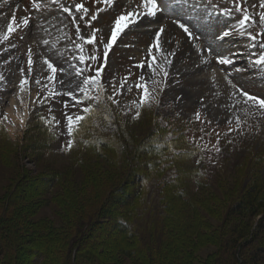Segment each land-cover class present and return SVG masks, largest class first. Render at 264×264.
I'll use <instances>...</instances> for the list:
<instances>
[{"label": "rangeland", "instance_id": "rangeland-1", "mask_svg": "<svg viewBox=\"0 0 264 264\" xmlns=\"http://www.w3.org/2000/svg\"><path fill=\"white\" fill-rule=\"evenodd\" d=\"M238 6L257 23L241 27ZM158 7L153 17L144 0H0V221L12 228L10 237L0 222V264H41L36 251L45 264H69L75 248L78 264H219L238 224L251 236L244 257L264 248V233L253 239L263 215L225 220L264 174V115L243 95L264 99V66L254 63L264 54V8L260 0ZM128 12L139 18L113 42L114 22ZM137 84L150 92L139 109ZM77 115L86 119L70 136L67 116ZM80 221L91 222L87 234L69 248ZM13 234L19 252L9 260ZM133 249L136 259L122 258Z\"/></svg>", "mask_w": 264, "mask_h": 264}, {"label": "trees", "instance_id": "trees-1", "mask_svg": "<svg viewBox=\"0 0 264 264\" xmlns=\"http://www.w3.org/2000/svg\"><path fill=\"white\" fill-rule=\"evenodd\" d=\"M171 142H168V144H170ZM163 144V143H162ZM163 147V146H162ZM156 150L160 149L161 147L156 146L154 147ZM183 151V150H182ZM162 151L160 152V156H162ZM184 153H186L184 151ZM184 168H187L188 170L193 171L194 167L192 166V164H189V162L192 160V156H187L185 155L184 157ZM159 161V160H157ZM186 170V169H185ZM183 172V171H182ZM15 192V191H14ZM12 192V194L14 193ZM178 192V190H177ZM180 197L184 196V193L182 191V193L180 192L179 195ZM10 205L9 200L5 201L2 212H5V214L7 213V209ZM230 213H228L227 217L225 218V220H227V222L229 220H231L234 218L240 219L241 221H246L247 219H255L257 217H259V215H263L262 219H261V223H260V227L259 229L255 232L256 233V237L253 239H258V235L261 236L264 233V174H262V176H258L257 179L255 180L254 184L251 185V187H249L248 191L245 192L244 195H242V197L239 199L237 205L232 208L230 211ZM0 222H3V230L6 231L8 233V236L11 237V223L9 222V220H1ZM90 222V221H89ZM86 222V221H80L79 222V229L77 234L71 238V240L68 243L69 248L71 246H74L76 244H78L79 242H81L83 240V238L85 237V235L87 234V231L89 229L90 223ZM124 225V229L122 231V233L124 235H130L131 237H135L136 234H132L133 233V224L130 223H126L123 222ZM14 230V229H13ZM248 226L244 225V224H238L237 226L234 227V232L231 236V238L227 241V243L224 245V250L227 253V256L225 258H221V260L219 261V264H261V262H264V248L257 250L255 254H253V256L247 258L244 257V254H242V250L244 248V246L247 244V239L249 237H251L248 233ZM3 231V232H4ZM14 232V231H13ZM235 234V235H234ZM16 236V237H15ZM13 234V238H14V242L12 243L11 241H9L7 239V243L8 246L10 247L11 251H4L5 255L8 257V259L10 260V258L12 259L16 252H19V249L17 250V244L16 241L18 242L17 239V234ZM20 239H23V235L19 236ZM6 239V238H5ZM7 246V248H9ZM21 247V246H20ZM73 254L68 253L69 256V264H78V248H75ZM76 251V252H75ZM123 252V253H122ZM121 252V255L123 259L129 258H135V255L137 254L136 250H123ZM36 254L41 258V264H45L47 257L46 255L42 256V253L36 251ZM75 254V255H74ZM242 254V255H241ZM263 255V256H262ZM242 256V257H240ZM138 257V256H137ZM121 258V259H122ZM121 260H119L120 263ZM262 262V264H264Z\"/></svg>", "mask_w": 264, "mask_h": 264}, {"label": "snow or ice", "instance_id": "snow-or-ice-1", "mask_svg": "<svg viewBox=\"0 0 264 264\" xmlns=\"http://www.w3.org/2000/svg\"><path fill=\"white\" fill-rule=\"evenodd\" d=\"M103 2L107 5H111L113 0H103ZM144 6L146 9H148V11L146 12L147 15L149 16H156V14L160 11L159 7H158V4L156 3V0H144ZM34 7L36 8H39V4H36L34 2ZM77 10H80L81 8H83L82 5H77ZM260 7L261 8H264V0H260ZM104 9H100V11H103ZM65 11H69V9L65 8ZM84 11L86 12L87 9H84ZM236 11H241L242 12V19L239 21L241 27L243 28H247L249 26V23H257V21L255 19H253V17L251 16V14L246 10V9H243L241 7H237L236 8ZM228 14L231 15V10L228 11ZM134 18H139V14L138 13H135V12H128L127 14L125 15H121L119 16L115 22H114V25H113V28H112V41L115 42V39L118 37V35L120 33H122L125 29H127L129 27L130 24L134 23ZM92 19L95 20L96 19V16L93 15L92 16ZM16 23L15 21V18H13V21H12V24L14 25ZM258 23L261 25V26H264V11H261L259 13V18H258ZM24 24L27 25L28 24V20H25L24 21ZM180 27L184 29L185 32H188V29L187 27H185V25L183 24H180ZM14 27H12L11 25L9 26V34L14 31ZM160 32L162 33L163 32V29L161 28L160 29ZM243 34V33H241ZM230 35L229 32H225L224 33V36H228ZM259 35L261 36H264V29H262V31L259 33ZM7 38V37H5ZM223 38V37H222ZM250 39L252 41H256L257 37L255 35H250ZM89 43L90 44H94L95 43V32H93L92 34V38L89 39ZM159 45L157 44L156 47H158ZM254 47L256 46L255 44L253 45ZM259 47L261 48H264V43H260ZM111 48V44H105V63H106V58H107V53L108 51L110 50ZM80 60L83 62L85 60V57L81 56L80 57ZM153 60H155V57H153ZM31 62V61H30ZM220 63H232L231 60L229 59H226V58H222L220 60ZM254 63L256 65H262L264 66V54H261L258 59H256L254 61ZM144 65L141 64L140 67H143ZM48 67L52 69V71L55 73L56 72V68L52 65V64H48ZM103 71V69L101 68H98L96 69V72H97V77L99 76V74ZM165 75H167V73L165 72ZM97 77H89L85 83L86 84H97L98 83V80H97ZM0 79H2V77H0ZM53 79H55V77L53 76ZM141 80H143V77H141ZM28 83L27 80H24L22 81L21 83V90H24V87L25 85ZM102 87V85H101ZM123 87V86H121ZM136 87L138 89H143V94L142 96L140 97V100H139V103H137L136 107L139 109L142 105H148L149 104V101H150V92L147 88L146 85H143V84H137ZM115 90V89H114ZM243 95L245 97H247L249 100H252V101H255L257 107L261 110V114L264 115V99H259L258 97H255V96H249L248 93H243ZM96 99L98 100L99 97H96ZM113 102H117L118 101H115L114 98H113ZM67 106V105H65ZM91 109L90 108H85L84 109V112H90ZM140 116V112L137 111L136 112V115H135V118L138 119ZM7 117H5L6 119ZM43 119V118H42ZM54 119V118H53ZM86 119V117L84 116H80V115H77L75 117L73 116H67V132L68 134L71 136L73 134H75L77 132V130L79 129L81 123ZM197 119H199V114H197ZM22 122V121H21ZM239 118H237V123H239ZM235 129H229V131H234ZM219 135V134H217ZM217 143H219V141H217ZM73 144H74V141H70L67 145V149L70 151L71 148L73 147ZM215 150L217 152L220 151L219 147H216Z\"/></svg>", "mask_w": 264, "mask_h": 264}, {"label": "bare ground", "instance_id": "bare-ground-1", "mask_svg": "<svg viewBox=\"0 0 264 264\" xmlns=\"http://www.w3.org/2000/svg\"><path fill=\"white\" fill-rule=\"evenodd\" d=\"M215 72L217 73V71H215ZM218 78H219V74L217 76H214V79H218Z\"/></svg>", "mask_w": 264, "mask_h": 264}]
</instances>
